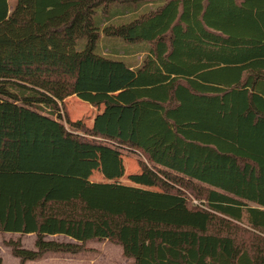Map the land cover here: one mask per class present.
I'll use <instances>...</instances> for the list:
<instances>
[{
  "label": "trees",
  "instance_id": "16d2710c",
  "mask_svg": "<svg viewBox=\"0 0 264 264\" xmlns=\"http://www.w3.org/2000/svg\"><path fill=\"white\" fill-rule=\"evenodd\" d=\"M72 96L104 107L91 126ZM0 232L35 234L5 243L17 264L92 240L133 264H264V0H0Z\"/></svg>",
  "mask_w": 264,
  "mask_h": 264
},
{
  "label": "rangeland",
  "instance_id": "374dc122",
  "mask_svg": "<svg viewBox=\"0 0 264 264\" xmlns=\"http://www.w3.org/2000/svg\"><path fill=\"white\" fill-rule=\"evenodd\" d=\"M160 1V0H158ZM13 5V2H10ZM158 3H151L149 9H154ZM126 18H122L124 21ZM117 20V19H116ZM120 21V19H119ZM102 38V37H101ZM143 48L144 45L140 44ZM134 52L135 46H126L125 43L118 39H101L99 42V49L102 53L111 58L122 59L130 65H139L145 56L144 52H134L132 55H124L122 52L126 48ZM142 48H137L141 50ZM113 51L119 52L117 55H112ZM66 106L69 111L71 120H82L88 126H91L100 114L103 113L104 107L94 108L86 102L79 100L76 96L67 98ZM137 157L133 154L124 153L123 161L125 164V176L121 179L122 182L131 184L126 176L130 173H137L139 167L136 162ZM98 173H94L92 179H100ZM240 225H242L240 223ZM244 226V224L242 225ZM46 239H53L56 241H71L70 238L63 235L47 236ZM8 240H20L22 247L27 249H34L35 235L19 234V233H6L0 232V258L3 264H17L18 258L14 257L10 248L6 246ZM86 250L76 254L56 253L42 256L41 258L29 262L30 264H132L127 261L122 255V250L119 245L111 243L107 240H92L85 244Z\"/></svg>",
  "mask_w": 264,
  "mask_h": 264
},
{
  "label": "crops",
  "instance_id": "0c3cea01",
  "mask_svg": "<svg viewBox=\"0 0 264 264\" xmlns=\"http://www.w3.org/2000/svg\"><path fill=\"white\" fill-rule=\"evenodd\" d=\"M6 1H7L8 12L10 13V12L12 11L13 7H14V4H15L16 0H6ZM11 1L13 2V5L10 4ZM6 233H9V232H6ZM27 235H35V234L31 233V234H27ZM54 236H55V235H54ZM121 250H122V249H121ZM50 254H56V253L48 252V253L44 254L43 256H45V255H50ZM123 257H124V256H123ZM125 258L127 259V261H131L132 264H133V259H131V258H127V257H125ZM29 262H32V261H29ZM29 262H28V263H29ZM29 264H30V263H29Z\"/></svg>",
  "mask_w": 264,
  "mask_h": 264
}]
</instances>
